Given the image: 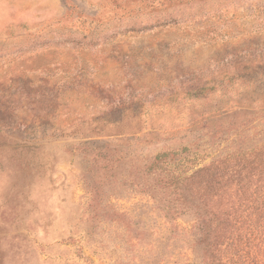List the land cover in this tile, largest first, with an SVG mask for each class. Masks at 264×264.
Masks as SVG:
<instances>
[{"label": "rangeland", "instance_id": "374dc122", "mask_svg": "<svg viewBox=\"0 0 264 264\" xmlns=\"http://www.w3.org/2000/svg\"><path fill=\"white\" fill-rule=\"evenodd\" d=\"M216 160L264 176V0H0V264H204Z\"/></svg>", "mask_w": 264, "mask_h": 264}, {"label": "trees", "instance_id": "16d2710c", "mask_svg": "<svg viewBox=\"0 0 264 264\" xmlns=\"http://www.w3.org/2000/svg\"><path fill=\"white\" fill-rule=\"evenodd\" d=\"M256 156L257 152H252L240 159L248 162ZM229 170L221 174L216 160L188 177L192 185L201 176L219 178L228 173L231 179L229 184L210 183L194 190L199 194V201L194 202L190 197L187 200L196 217L189 230L204 246V264H264V176L252 178L245 168ZM220 230H223L221 235Z\"/></svg>", "mask_w": 264, "mask_h": 264}]
</instances>
